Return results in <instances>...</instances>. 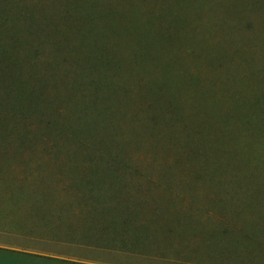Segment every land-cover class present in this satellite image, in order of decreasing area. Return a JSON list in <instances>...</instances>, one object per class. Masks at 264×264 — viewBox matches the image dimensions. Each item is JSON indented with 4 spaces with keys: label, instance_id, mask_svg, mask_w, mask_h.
<instances>
[{
    "label": "rangeland",
    "instance_id": "obj_1",
    "mask_svg": "<svg viewBox=\"0 0 264 264\" xmlns=\"http://www.w3.org/2000/svg\"><path fill=\"white\" fill-rule=\"evenodd\" d=\"M3 99L0 224L264 264V0H0Z\"/></svg>",
    "mask_w": 264,
    "mask_h": 264
},
{
    "label": "crops",
    "instance_id": "obj_2",
    "mask_svg": "<svg viewBox=\"0 0 264 264\" xmlns=\"http://www.w3.org/2000/svg\"><path fill=\"white\" fill-rule=\"evenodd\" d=\"M44 226L47 225H41ZM35 229L1 223L0 264H244V258L235 260L233 257H220L215 261L201 256L200 251L188 252L185 249L161 255H152L153 250H149V254H142L108 246L104 242L62 240V235L51 234L46 227L40 231L37 229V232ZM189 239L175 246L200 244L197 242L199 239ZM234 251L239 252L236 249ZM233 260L240 262H231Z\"/></svg>",
    "mask_w": 264,
    "mask_h": 264
},
{
    "label": "trees",
    "instance_id": "obj_3",
    "mask_svg": "<svg viewBox=\"0 0 264 264\" xmlns=\"http://www.w3.org/2000/svg\"><path fill=\"white\" fill-rule=\"evenodd\" d=\"M0 113L3 116L9 118H18V117H26V118H34L39 121L43 120V112L41 108H34L32 109L29 105H24L20 102H12V104L6 105L5 100L3 99L2 102L0 101ZM39 113V114H38ZM58 117H52L48 115V118H45V126L47 130L56 132L55 131V124H58ZM58 132V131H57Z\"/></svg>",
    "mask_w": 264,
    "mask_h": 264
}]
</instances>
